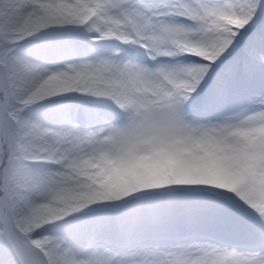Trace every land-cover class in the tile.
Here are the masks:
<instances>
[{"label":"clouds","instance_id":"1","mask_svg":"<svg viewBox=\"0 0 264 264\" xmlns=\"http://www.w3.org/2000/svg\"><path fill=\"white\" fill-rule=\"evenodd\" d=\"M57 2L64 10L45 18L35 0H0V53L11 50L16 61V87L0 120L17 129L22 164L11 214L31 252L29 258L18 255L17 264H94L96 249L119 253L87 225L98 213L118 221L143 209L152 193L137 185L157 179L169 161L173 166L186 161L194 175L232 183L240 191L247 192L252 181L264 188V89L223 112L193 113L186 107L200 66L183 55H214L241 26L238 11H222L214 0H189L207 3L217 14L201 12L184 25L168 21L174 30L154 41V29L139 32L118 12L90 14L95 0ZM54 30L75 31L96 42L91 46L99 51L59 62L15 51L26 38ZM115 41L140 46L153 63L123 55ZM163 54L173 60L160 62ZM162 66L166 72L158 71ZM71 93L104 98L117 116L104 115L87 127L50 126L39 117L48 98ZM160 93L167 98L162 101ZM25 225L27 232L20 230ZM109 230L118 232L120 226ZM195 243L207 242L186 246ZM0 264H6L2 257Z\"/></svg>","mask_w":264,"mask_h":264},{"label":"snow or ice","instance_id":"2","mask_svg":"<svg viewBox=\"0 0 264 264\" xmlns=\"http://www.w3.org/2000/svg\"><path fill=\"white\" fill-rule=\"evenodd\" d=\"M214 3L220 5L222 11H238L241 26L208 59L183 55L184 60L194 61L200 66L186 102V107L193 113L227 110L234 104L240 83L254 78L258 70L264 72V0H239L238 3L236 0H214ZM35 4L45 18L62 12L66 7L57 0H35ZM89 11L90 14L118 12L139 32L154 29L151 36L154 41L174 30L168 21H176L178 17L192 21L201 12L208 16L217 14L215 7L207 3L196 6L189 0H164L160 3L95 0L94 8ZM162 56L171 57V54ZM15 66L11 50L0 53V72L3 73L0 76V100L4 101L0 104V111L7 108L16 87ZM158 71L163 73L167 69L162 66ZM159 98L163 101L167 94L160 93ZM19 149L17 129L7 119L0 120V209L6 210L0 211V257L6 264H17L18 255L31 256L17 235L19 221L11 214L15 205L16 181L22 171ZM193 171L183 160H179L176 166L169 161L166 170L161 166L157 179L137 185L139 190L152 195L148 204L135 210L133 215L147 217L154 223L166 217H179L190 225L208 221L233 231L243 230L245 222L250 221L258 233V244L244 251L208 243L182 248L139 245L119 253L96 249L94 264H114V261L116 264H264V188L252 181L248 183V191L244 192L232 183L202 174L194 175ZM20 230L27 232V225ZM34 243L39 244L40 241Z\"/></svg>","mask_w":264,"mask_h":264},{"label":"rangeland","instance_id":"3","mask_svg":"<svg viewBox=\"0 0 264 264\" xmlns=\"http://www.w3.org/2000/svg\"><path fill=\"white\" fill-rule=\"evenodd\" d=\"M140 2L160 3L164 0H140ZM176 22L190 23L181 17L176 18ZM93 43L96 42L84 40L75 31L54 30L26 38L25 42L17 44L15 51L25 55L42 56L49 62H59L97 54L99 50L91 46ZM114 43L122 49L123 55L136 60L142 56L144 59L139 61L153 63L147 53L142 52L140 46L118 41ZM79 44L82 45L78 48ZM261 88H264V72L258 70L254 78L240 83L234 104L247 103L249 98ZM48 99L50 103L39 112V117L50 126L60 127L67 122H75L80 127H87L104 115L114 117L113 108L104 98L84 97L82 94L71 93L59 94ZM133 213L134 211H130L118 221L106 219L104 214L98 213L95 214L96 218L90 220L87 228L100 236L104 245L120 252L139 246L138 241L143 246L157 248H182L190 241H200L223 248H236L239 251L259 243L258 233L250 221L245 222L246 226L243 230L233 231L208 221L190 225L179 217H166L159 223H154L147 217L134 216ZM114 223L120 226L118 232L109 230ZM186 233L192 234L193 238H185L183 235Z\"/></svg>","mask_w":264,"mask_h":264},{"label":"bare ground","instance_id":"4","mask_svg":"<svg viewBox=\"0 0 264 264\" xmlns=\"http://www.w3.org/2000/svg\"><path fill=\"white\" fill-rule=\"evenodd\" d=\"M80 45H82V44H79L77 47L79 48L80 47ZM74 48H75V46H73ZM29 56H34V55H29Z\"/></svg>","mask_w":264,"mask_h":264}]
</instances>
